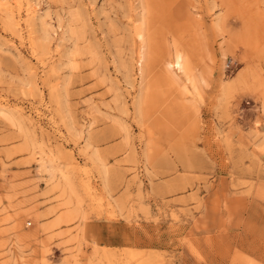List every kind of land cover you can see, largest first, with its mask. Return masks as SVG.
Returning <instances> with one entry per match:
<instances>
[{
  "label": "rangeland",
  "instance_id": "obj_1",
  "mask_svg": "<svg viewBox=\"0 0 264 264\" xmlns=\"http://www.w3.org/2000/svg\"><path fill=\"white\" fill-rule=\"evenodd\" d=\"M0 264H264V0H0Z\"/></svg>",
  "mask_w": 264,
  "mask_h": 264
}]
</instances>
